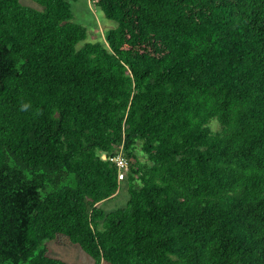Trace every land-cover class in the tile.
Masks as SVG:
<instances>
[{
	"label": "trees",
	"instance_id": "obj_1",
	"mask_svg": "<svg viewBox=\"0 0 264 264\" xmlns=\"http://www.w3.org/2000/svg\"><path fill=\"white\" fill-rule=\"evenodd\" d=\"M33 1L0 0V264H70L57 237L93 264H264V0H91L116 25L80 47L69 0Z\"/></svg>",
	"mask_w": 264,
	"mask_h": 264
},
{
	"label": "rangeland",
	"instance_id": "obj_2",
	"mask_svg": "<svg viewBox=\"0 0 264 264\" xmlns=\"http://www.w3.org/2000/svg\"><path fill=\"white\" fill-rule=\"evenodd\" d=\"M20 2L35 8H41L33 0H20ZM69 5L73 16L72 21L83 25L86 30L85 38L77 43L78 47L85 43L104 41L105 32L116 25V21L105 17L91 0H69ZM208 125L212 130L219 129V123L215 119L210 120ZM139 157L143 159L142 155H139ZM128 197L127 181L121 180L114 195L101 200L98 205L109 212L126 206ZM46 246L51 256L65 260L70 264H93V258L83 251L78 244L65 243L61 237L47 240ZM102 264L108 263L102 262Z\"/></svg>",
	"mask_w": 264,
	"mask_h": 264
},
{
	"label": "built area",
	"instance_id": "obj_3",
	"mask_svg": "<svg viewBox=\"0 0 264 264\" xmlns=\"http://www.w3.org/2000/svg\"><path fill=\"white\" fill-rule=\"evenodd\" d=\"M101 156L103 158H106L105 153H102ZM108 159H112L115 162V165L117 166L118 170L117 178L118 180H122L125 177L128 168V162L126 157L122 154L121 151H118L112 157H108Z\"/></svg>",
	"mask_w": 264,
	"mask_h": 264
}]
</instances>
